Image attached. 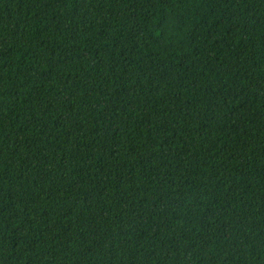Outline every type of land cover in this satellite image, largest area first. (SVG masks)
I'll use <instances>...</instances> for the list:
<instances>
[{"label":"trees","instance_id":"16d2710c","mask_svg":"<svg viewBox=\"0 0 264 264\" xmlns=\"http://www.w3.org/2000/svg\"><path fill=\"white\" fill-rule=\"evenodd\" d=\"M0 264H264V0H0Z\"/></svg>","mask_w":264,"mask_h":264}]
</instances>
